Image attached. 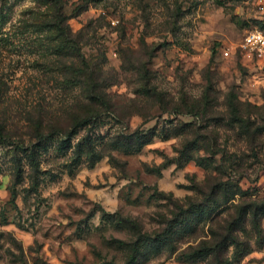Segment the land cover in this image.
I'll return each mask as SVG.
<instances>
[{
    "label": "rangeland",
    "instance_id": "1",
    "mask_svg": "<svg viewBox=\"0 0 264 264\" xmlns=\"http://www.w3.org/2000/svg\"><path fill=\"white\" fill-rule=\"evenodd\" d=\"M55 1L0 0V116L13 136L0 139V264H124L125 252L113 241L129 242L130 232L102 221L104 210L153 232L174 205H188L194 188L210 189L216 180L239 193L232 203L264 202V53L241 48L250 33H264V0H59L72 15L89 73L107 81L113 108L72 139L89 138L103 151L101 161H76L72 151L61 153L57 137H47L34 174L26 150L13 146L37 142L27 114L42 108L65 124L64 108L83 98L62 71L51 75L38 64L56 40L34 25L54 15ZM231 94L252 130L260 128L255 142L233 121ZM153 129L156 136L140 153L107 146L118 135ZM192 143V159L179 167L178 151ZM212 223L180 238V250L207 238ZM261 226L264 231V215ZM262 236L263 245L250 239L251 252L236 264H264ZM214 263L212 256L179 262L167 251L139 259Z\"/></svg>",
    "mask_w": 264,
    "mask_h": 264
},
{
    "label": "trees",
    "instance_id": "2",
    "mask_svg": "<svg viewBox=\"0 0 264 264\" xmlns=\"http://www.w3.org/2000/svg\"><path fill=\"white\" fill-rule=\"evenodd\" d=\"M55 13L49 19H45L34 25L36 31H46L52 33L56 42L48 45L49 56L46 55L43 61L38 64L45 68V71L53 75L60 70L64 80L68 84L81 86L83 98L75 107L64 108V117L67 123H63L62 117L46 116L39 109L35 114L28 113L26 124L31 131V136L37 142H31L27 147L26 141H13V146L18 150L24 149L27 152V159L33 173H39V147L42 150V143L47 137H57L58 148L61 153L72 151L71 156L79 161L86 157L90 165H95L104 158L103 151L96 149L95 144L86 138L73 144L72 139L78 129L88 126L95 117L113 108V104L107 94V81H96L95 71L91 69L85 56L81 52L78 34H74L69 20L72 15L62 11L61 1L57 0ZM53 55V56H52ZM55 55V56H54ZM156 91L154 88L150 92ZM156 94V93H153ZM237 97L230 95L228 103L233 114V121L240 123L251 142H255L256 135L260 128L252 130V123L241 114V107L236 102ZM197 113V112H196ZM1 115V113H0ZM7 119V118H6ZM0 116V139L12 141L13 136L8 128V119ZM156 136L155 130L148 132L136 131L126 136H116L109 140L107 146L119 150L125 154L140 153L146 145L152 143ZM195 143L186 145L179 152L176 163L179 167L192 159L191 150ZM20 149V150H21ZM45 149V148H44ZM20 160L16 159V176L19 180L23 176ZM33 177V176H32ZM209 185V184H208ZM199 186L194 188L196 193L193 197H188L185 205H174L171 211V218L163 219L160 229L153 232L145 231L142 225L130 217H123L118 213L103 211L102 221L113 225L118 230L130 232L131 240L127 243L115 240L119 249L124 250V264H139V259L147 257L148 253L154 255L164 254L167 251L175 260L184 263H196L212 256L215 258L214 264H236L241 262L245 256L251 252L250 239H255L258 246L263 245V228L261 218L264 215V202L254 201L232 203L233 198L239 194L232 193L231 186L223 181L216 180L211 183L210 189ZM213 222L209 227L210 235L197 245H191L187 249L180 250L178 242L185 235H196L200 230V223L206 220ZM112 242V243H113ZM111 243V244H112ZM110 244V245H111ZM233 248L231 255H227L229 249ZM104 264H118L115 260Z\"/></svg>",
    "mask_w": 264,
    "mask_h": 264
},
{
    "label": "built area",
    "instance_id": "3",
    "mask_svg": "<svg viewBox=\"0 0 264 264\" xmlns=\"http://www.w3.org/2000/svg\"><path fill=\"white\" fill-rule=\"evenodd\" d=\"M244 52L252 54L264 53V33L262 31H255L247 35L244 43L241 45ZM229 55V52L225 53Z\"/></svg>",
    "mask_w": 264,
    "mask_h": 264
}]
</instances>
